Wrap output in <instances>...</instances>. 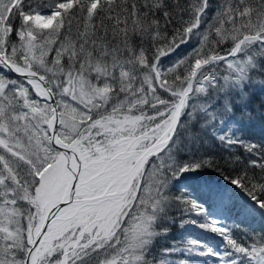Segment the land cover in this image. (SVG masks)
I'll return each instance as SVG.
<instances>
[{
	"label": "snow or ice",
	"instance_id": "1",
	"mask_svg": "<svg viewBox=\"0 0 264 264\" xmlns=\"http://www.w3.org/2000/svg\"><path fill=\"white\" fill-rule=\"evenodd\" d=\"M264 0H0V264H264Z\"/></svg>",
	"mask_w": 264,
	"mask_h": 264
},
{
	"label": "trees",
	"instance_id": "2",
	"mask_svg": "<svg viewBox=\"0 0 264 264\" xmlns=\"http://www.w3.org/2000/svg\"><path fill=\"white\" fill-rule=\"evenodd\" d=\"M248 131L251 135L255 137H259L264 135V127H262L259 123H254L249 126Z\"/></svg>",
	"mask_w": 264,
	"mask_h": 264
}]
</instances>
